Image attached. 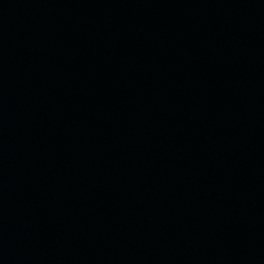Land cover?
<instances>
[{"label":"water","instance_id":"obj_1","mask_svg":"<svg viewBox=\"0 0 264 264\" xmlns=\"http://www.w3.org/2000/svg\"><path fill=\"white\" fill-rule=\"evenodd\" d=\"M0 264H264V0H0Z\"/></svg>","mask_w":264,"mask_h":264}]
</instances>
